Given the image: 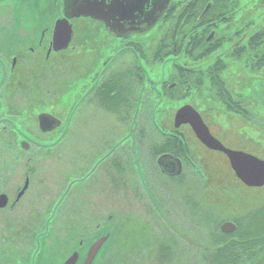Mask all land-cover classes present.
<instances>
[{
	"label": "flooded vegetation",
	"instance_id": "af4514ba",
	"mask_svg": "<svg viewBox=\"0 0 264 264\" xmlns=\"http://www.w3.org/2000/svg\"><path fill=\"white\" fill-rule=\"evenodd\" d=\"M93 1L95 0H56L53 6L51 0H0V264H28L30 254L31 264H38L45 239L51 232L53 233L56 220L68 221L72 227V230L63 233L65 235L63 239H66L67 234L71 237L68 255L63 264L75 258V264H84L92 246L106 235H110L111 238V234L106 231L99 234L94 243L89 245V249L88 241L81 240L76 245L75 236L76 229L80 227L79 220L85 221L87 229L88 217L99 220L98 225L107 223L102 221L107 217L111 222L114 219V216H111L113 213L107 215L104 207H112L108 210L116 212L117 219L123 223L130 220V223L136 222L135 224L145 230L150 245L132 251V258L129 259L132 264H172L173 251H182L174 245L186 248L182 239H189L192 237L191 234L204 226V183L200 176L191 178L185 175V162L181 154L164 152L158 157L155 169L152 167V160L144 154V142L137 135L141 129L139 112L147 104L145 98L148 89L150 87L153 89L152 84L155 81L151 70L155 71L156 65L148 66L149 68L146 66L145 59L141 57L143 52L141 46L144 41L139 38L153 33L163 21L166 26H173L171 33L168 36L163 35L160 39L154 54L155 62L157 59L163 60L177 54L179 38L176 41L173 38L182 34V27H191L196 31L194 38L189 40V47L199 48L196 53L198 60H206L212 65L208 71L203 72V76L200 75L201 89L204 88L205 79L211 85L207 89H226L220 79V73H227V69L218 70L220 62L210 57L214 55L215 58L227 62L224 54V47L227 44L236 43L234 44L236 51L233 54L237 55L239 60L247 56V60L254 62L258 68L264 63V34L259 33L260 31L252 34L251 30L245 27L241 31L243 33L234 34L232 40L225 38L223 42L215 43L219 40L216 28L232 22L238 12H261L264 0H170L163 16L152 28L149 23L156 18L157 9L164 0H97L104 4L110 24L90 16L71 15L79 8L88 7V3ZM141 1L147 2V6L145 7V3ZM242 1H246L248 9L247 6L245 9L242 8ZM41 14L47 18L45 22H43L45 18H40ZM257 14L262 16L261 13ZM70 15L72 18H69ZM60 21H67L72 33L71 43L64 50H56L58 47L56 30ZM81 21L89 29L87 36L89 41H92L88 44L89 48L98 43V39L92 34L94 26L99 27L103 36L102 41L112 42L117 47L108 58H104L101 69H98L93 79L89 81L88 89L82 97L85 99L84 102H81L82 98L74 100L67 124H63L60 114L62 91L59 89L61 58L68 60L69 63L76 61L75 54L68 56L66 53L75 49L73 47L77 34L75 24ZM66 26L61 30L64 39L67 37ZM173 41L175 45H172ZM238 41L240 42L237 43ZM173 46L174 48L176 46V52L171 53ZM127 52H130L134 66L129 70L121 68L116 76L111 70ZM78 53H81V50ZM88 58L94 61V57ZM46 64L52 65L51 70L46 67L49 74H46ZM263 70L264 68L260 72ZM109 74H113L114 78L108 79ZM189 74L188 71L180 73L187 84L186 89L190 87ZM133 81L136 85L141 82V88L136 86L135 89H131L129 83ZM164 82L165 80L162 81ZM171 83L166 81L164 84L170 90L178 87L177 83L172 85ZM95 95L100 102H93ZM89 100L93 107L116 112L123 111L128 104L129 109L135 108L136 113L127 134L121 137L111 135L110 140L106 137L109 141L97 142V145L107 146L109 150L88 171L86 177L73 178L65 183L67 170L62 168V158L66 154L61 153L60 149L74 123L76 111L88 106ZM46 102L52 104L51 110L44 108ZM222 102L236 118L241 120L244 118L245 121H250L251 125L264 128V122L256 119L259 110L257 107L247 109L243 101L238 99L235 101L226 90ZM153 103L155 100L151 96L149 104ZM186 106L192 107L200 115L211 136L226 149L264 160L259 155L227 146L226 142L212 131L196 108L185 105L179 110ZM45 114L60 120L61 127L46 133L40 121ZM175 117L173 122L175 131L182 127L190 128L197 142L206 151L221 156L230 164L228 156L206 146L190 124H183L177 128ZM122 121V119L119 121L115 129L117 132H120L119 129L122 130ZM234 121L231 120L230 123ZM143 122L146 124L143 127H153L151 124L153 121ZM61 128L64 129L63 132ZM65 133L66 135L62 137ZM144 139L146 141V137ZM127 155L139 159V162L141 160L144 167H152L151 174L145 170L150 189L139 186L133 180L129 181L131 186L129 187L125 179H118L114 184L115 188L108 187L109 189L106 187L110 184L106 183L109 181L107 178H98L95 188H88L85 185L109 166L119 174L126 165ZM169 157L174 162L177 160L180 162L181 175L166 174L160 166V160ZM126 172L127 169L123 170L122 174ZM49 208L53 209L51 215ZM93 208H97L98 211L94 212ZM77 216L83 218L77 219ZM100 227L102 228V225ZM86 232L88 237V231ZM135 239L137 238L129 237V240ZM177 240L179 243L175 244ZM84 249L85 253H81ZM104 249L105 247L98 257ZM183 261L184 263L179 264H187L185 256ZM41 263L42 261L39 264Z\"/></svg>",
	"mask_w": 264,
	"mask_h": 264
},
{
	"label": "rangeland",
	"instance_id": "374dc122",
	"mask_svg": "<svg viewBox=\"0 0 264 264\" xmlns=\"http://www.w3.org/2000/svg\"><path fill=\"white\" fill-rule=\"evenodd\" d=\"M55 1L51 0L53 6L56 4ZM241 6L243 9L247 6L246 9H248L246 1H242ZM257 13H261L262 16ZM41 16L40 18H45L43 19V22H45L47 18L45 15ZM235 17L229 24L216 28L219 40L215 43L223 42L225 38L232 40L233 35L238 33L241 35L243 33L241 31L245 27L247 30H251L252 34L258 31L264 34V6L261 12L250 11L245 13L242 11L236 13ZM75 27L77 30L76 40L73 44L75 49H71L66 54L68 56L75 54L76 61L69 63L68 60L61 58L62 70L61 75H59L61 80L59 89L62 91L60 114L64 121L63 124H67L74 100L78 101L83 97V94L88 89L89 81L93 79L96 71L101 69L105 61L104 58H108L112 54V50L117 47L112 42L102 41L103 36L99 27L94 26L92 34L98 39V43L89 48L88 44L92 41H89L87 36L88 27L83 21L76 23ZM172 29L173 26H166L163 21L153 33L139 38V40L144 41L141 46L143 50L141 57L145 59L147 67H152L155 64L156 69L155 71L151 70L155 83L152 84L153 89L151 87L148 89L145 98L147 104L139 112V120H141L139 128L141 129L140 134L138 130L137 135L144 142V154L152 160L153 169H155L158 157L164 152L181 154L183 156L186 169L185 175L187 177L191 176V178L193 176L196 178L197 176L201 177L204 183L203 205L209 213H214L215 215L209 217V223H206L204 220V226L200 230H197L196 233L191 234L192 237L182 239L187 249L181 245H174V247L180 248L182 251H173L172 264L184 263V256L187 260L185 263L187 264H212L218 263V261L221 264H264L261 261L254 263L253 260L247 258L245 251L238 249L239 246L236 248V251H238L236 257L233 254L236 251L220 250L228 247L227 244L230 242L234 241L235 243L240 240V236L237 233L231 236L221 232V226L224 223L230 221L239 227V224H248L251 217L264 218V215H262L264 212V188L258 189L245 186L237 178L226 159L206 151L197 142L190 128L182 127L180 130L175 131L173 124L176 112L185 105H192L202 114L212 131L226 142L227 146L264 158V128L253 126L254 124L251 125L250 121H245L244 118L242 120L236 118L222 102L226 90L235 101L237 99L243 101L247 109L252 106L257 107L259 110L256 113L258 115L256 119L264 122V70L260 72L264 68L262 67L264 63L258 68L255 67L254 62L247 60V56H243V59L239 60L238 56H234L233 54L236 51V46L234 45L236 43L227 44L224 47L225 59H228L227 62L221 58H215L214 55L210 57L220 62L218 70L227 69V73H220V79L226 89H207V87L211 86L207 79H205L204 88L201 89L200 75L203 76V72L208 71L212 65L208 64L206 60H198L196 53H198L199 48L196 49V46L189 47V40L194 38V34L196 33L191 27H182V34L173 38L174 41L179 38L178 52L175 51L176 46L175 48L173 46L171 51V53L176 52V55L173 54L172 57L164 58L163 60L157 59L154 62V54L156 53L160 39L163 35L168 36ZM136 39L138 40V37ZM174 41L172 45H175ZM86 49L88 50L86 51ZM79 50H81V53H78ZM88 56L94 57V61L89 59ZM93 62L95 63L93 64ZM51 66L45 65L46 74H49L46 67H49L51 70ZM69 66L72 68L70 69ZM133 66L130 52H127L115 64L111 72H115L117 76L121 68L129 70ZM187 71L190 73L188 75L190 80V87L188 89H186L187 84L180 76V73ZM113 78V74L108 75V79ZM163 80L165 82L169 81V83L172 82L171 85L177 83L178 87L170 90L164 84L165 82L162 83ZM141 85V82L137 85L135 81L129 83L131 89H135L136 86L141 88ZM151 96H153L155 103L150 105ZM84 100L82 98L81 102L83 103ZM93 102H100L96 95ZM44 108L51 110L52 104L46 102ZM262 112L263 114H260ZM135 113V108L129 109L128 104L125 105L123 111L116 112L101 110L97 106L93 107L90 100L88 101V106H83L78 112L76 111L74 123L65 138L66 141L60 149L61 153L66 154L62 158V168L67 170L65 183L71 181L73 178H82L87 175L94 164L109 150L107 146L100 147V145H97V142H107L110 140L109 137L111 135H120L121 137L127 134ZM116 117H118L117 120ZM121 119L123 120L122 130L119 129L120 132H117L115 129H117V125ZM147 120L150 123L153 121L151 123L153 127H143V125H146L143 121ZM231 120L235 121L230 123ZM63 128L60 129L61 132L64 131ZM65 135L66 133L62 137ZM142 136L146 137V141L145 137ZM91 137H94V139H91ZM148 137L151 138L148 139ZM155 145L156 148L154 149ZM48 151L51 152L52 150ZM125 159L126 165L119 174H117L114 168H110L109 166L108 168H104L91 182H87L85 185L88 188H95L94 185L98 178H107L109 181L106 183L110 184H107L106 187L115 188L114 184L118 179H125L129 187H131L129 181L133 180L139 186L150 189L145 170H148V173L151 174L152 167H144L141 160L139 162V159H134L131 155H127ZM125 169H127V172L122 174ZM111 208H103L107 215L113 213L111 216H114V219L111 222L107 217L102 220L107 223L98 225L100 223L99 220L88 217L87 229L85 221L83 219L79 220L80 227L76 229L75 243L77 245L81 240L88 241L89 249L91 244L99 237V234L101 235L105 231L110 232V241L106 244L104 252L98 257L95 264H132V261H129L133 255L132 251L138 247L144 249L150 245L146 238L147 235H145L143 228L135 224L136 222L130 223V220H128L126 223H123L120 219H117L116 212L108 210ZM49 210L53 211L52 208H49ZM52 211L49 215H51ZM93 211H98V209L93 208ZM78 218L83 217L77 216ZM101 225L102 228L100 227ZM53 226V233L51 232L49 237L45 239L43 251L39 256V263L42 261L41 264H63L65 257L68 255L71 237L67 234L66 239H63L65 236L63 233L68 232L69 229L72 230L70 223L68 221L59 222L56 220ZM208 229H211V231L207 235L206 231ZM86 231H88V237ZM213 232L216 233L214 240L218 239L216 243H211V234ZM129 237L137 239L129 240ZM253 240L256 246L254 251H262L260 253H263L264 232L258 231L257 236ZM176 243H179V240ZM85 251L86 249L82 250L81 253H85ZM30 257L31 254L28 257V264H31Z\"/></svg>",
	"mask_w": 264,
	"mask_h": 264
},
{
	"label": "water",
	"instance_id": "95a60500",
	"mask_svg": "<svg viewBox=\"0 0 264 264\" xmlns=\"http://www.w3.org/2000/svg\"><path fill=\"white\" fill-rule=\"evenodd\" d=\"M170 0H164L162 5L157 9L156 18H154L149 24L150 27H154L155 23L163 16L167 4ZM141 3H145V7L147 6V2L141 1ZM149 4V3H148ZM144 7V8H145ZM142 8V10L144 9ZM75 17H93L96 20L105 22L110 24L107 15L105 14L104 4L100 1H93V3H88V7H82L77 9L76 12L71 14ZM69 18H72V16ZM67 33V37L64 39L61 35V30L64 29ZM150 28V29H151ZM111 30V29H110ZM62 39H60V38ZM58 39H60L61 43ZM72 40L71 27L67 21H60V25L58 24L56 30V50H64L67 49ZM176 127L179 128L183 124H190L198 136V138L210 149L225 153L229 160L233 171L235 172L237 178L247 187L249 188H264V160H260L252 155H248L242 152H235L226 149L222 144H220L217 140H215L211 134L207 126L204 124L200 115L190 106H186L179 110L175 117ZM41 127L47 133L51 132L59 127H61L62 122L50 115L45 114L40 118ZM171 158H163L160 160V166L164 169L166 174L171 176H179L182 173V168L180 166V162L177 160L176 162L170 160ZM238 227L233 222H226L221 226V232L226 235H231L236 233ZM110 239V235H106L99 239L89 250L87 260L84 264H94L98 255L106 246ZM76 258L69 261L67 264H75Z\"/></svg>",
	"mask_w": 264,
	"mask_h": 264
},
{
	"label": "trees",
	"instance_id": "16d2710c",
	"mask_svg": "<svg viewBox=\"0 0 264 264\" xmlns=\"http://www.w3.org/2000/svg\"><path fill=\"white\" fill-rule=\"evenodd\" d=\"M212 215H214V213H209L208 210L205 209V221H206V223H209V217H212ZM262 215H264V212L262 213ZM258 218L259 217H254V218L251 217L248 224H246V225H240L239 224V227H238L236 233L239 234L240 240H238L235 243H234V241L230 242L229 244H227L228 247H224L220 250H222V251H236V248L239 246L238 249L240 251H245L246 257L253 260L254 263H256L257 261H261V263H264V252L260 253L262 251H258V252L254 251L256 246H255V242L253 239L257 236L258 231L264 232V218H262V219H258ZM210 231H211V229H208L206 231V234L208 235ZM236 233H234V234H236ZM234 234H231V236ZM215 235H216L215 232H213L211 234V236H212L211 243L218 242V239L214 240L216 238ZM263 250H264V246H263ZM237 253H238V251L233 252L234 257H236ZM214 258H216V257H214ZM209 264H211V263H209ZM212 264H221V263H220V261H218V263H212Z\"/></svg>",
	"mask_w": 264,
	"mask_h": 264
}]
</instances>
